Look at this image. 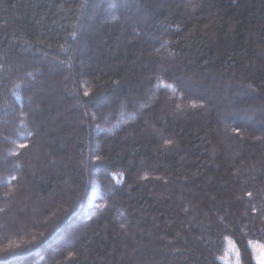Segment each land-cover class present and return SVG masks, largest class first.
Wrapping results in <instances>:
<instances>
[{"label":"trees","instance_id":"1","mask_svg":"<svg viewBox=\"0 0 264 264\" xmlns=\"http://www.w3.org/2000/svg\"><path fill=\"white\" fill-rule=\"evenodd\" d=\"M262 256L264 0H0V264Z\"/></svg>","mask_w":264,"mask_h":264},{"label":"rangeland","instance_id":"2","mask_svg":"<svg viewBox=\"0 0 264 264\" xmlns=\"http://www.w3.org/2000/svg\"><path fill=\"white\" fill-rule=\"evenodd\" d=\"M248 112H250V111H248ZM250 116H251V113H247V117H249L250 119H253V117H250ZM81 220H82V217L78 216V217L74 218V221L72 218V220L70 222H68V223L66 222V224L60 226L61 230H59L58 233H56L54 236H52L53 245L56 247V246H60L62 241L65 243L67 241V239H69V237L72 235L75 227H77V225L79 224V221H81Z\"/></svg>","mask_w":264,"mask_h":264},{"label":"snow or ice","instance_id":"3","mask_svg":"<svg viewBox=\"0 0 264 264\" xmlns=\"http://www.w3.org/2000/svg\"><path fill=\"white\" fill-rule=\"evenodd\" d=\"M258 264H264V256L261 257V259L259 260Z\"/></svg>","mask_w":264,"mask_h":264}]
</instances>
